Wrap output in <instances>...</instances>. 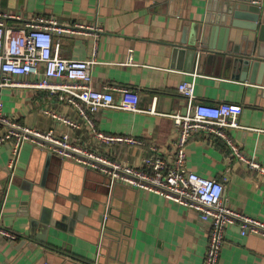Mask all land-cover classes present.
Returning a JSON list of instances; mask_svg holds the SVG:
<instances>
[{"label": "crops", "instance_id": "crops-1", "mask_svg": "<svg viewBox=\"0 0 264 264\" xmlns=\"http://www.w3.org/2000/svg\"><path fill=\"white\" fill-rule=\"evenodd\" d=\"M221 1L0 0L2 11L53 17L61 26L84 25L83 32H52L59 55L94 58L92 85L131 88L139 108H100L91 115V126L71 103L45 90L3 87V112L26 126L66 133L71 142L130 165L140 166L149 146L172 163L178 132L168 114L185 110L177 86L196 72L197 102L242 106V127L228 134L246 157L264 166V69L251 81L249 74L242 78L241 71L224 63L196 61L186 69L185 57L179 64L172 60L183 28L188 38L193 22L209 18L214 23ZM259 8L264 22V0ZM7 22L20 25L22 19ZM255 35L230 27L226 36L216 32L214 43L241 51ZM112 94L120 103L121 92ZM94 128L143 144L101 142ZM5 129L0 125V134ZM185 150L190 170L223 183L226 205L264 221V176L238 160L227 141L199 132ZM12 158L13 181L7 174ZM0 213L2 227L17 234L15 239L0 235V264H202L207 247L209 225L196 210L58 158L29 141L15 155L9 142L0 145ZM215 264H264V237L229 226Z\"/></svg>", "mask_w": 264, "mask_h": 264}, {"label": "built area", "instance_id": "built-area-1", "mask_svg": "<svg viewBox=\"0 0 264 264\" xmlns=\"http://www.w3.org/2000/svg\"><path fill=\"white\" fill-rule=\"evenodd\" d=\"M262 1L251 0V3L259 6ZM9 19H22V22L20 25L9 24ZM78 30L83 32L85 26H61L53 17H23L16 12L0 10V91L3 87L45 90L71 103L91 126L94 125L91 115L100 108L138 111L137 92L131 88L111 84L99 87L92 85L91 66L95 62L94 58L71 59L59 55L58 44L53 45L52 32ZM129 61L132 59L129 58ZM197 74L192 72L190 80L181 81L177 86L178 92L185 99V110L168 114L178 132L172 163L165 160L155 146H149L140 166L116 160L71 142L66 133L58 136L52 130H40L18 122L3 112L1 99L0 125L6 129L0 134V145L9 142L15 155L29 141L110 179L158 193L167 200L196 210L199 219L209 225L202 264H215L229 226L236 225L241 234L254 233L264 237V221L226 205L224 185L219 179L204 177L190 170L186 164V143L196 133L210 134L227 141L232 154L261 176H264V166L246 157L228 134V129L242 127L238 121L242 106L224 101L217 104L197 102ZM113 90L121 92L120 103H115ZM45 113L65 123L75 124L52 110H45ZM93 130L97 140L108 144H143L142 140L133 136L109 134L95 128ZM13 167L12 158L8 174H13ZM1 216L0 213V235L8 239L17 238L16 233L2 227Z\"/></svg>", "mask_w": 264, "mask_h": 264}, {"label": "water", "instance_id": "water-1", "mask_svg": "<svg viewBox=\"0 0 264 264\" xmlns=\"http://www.w3.org/2000/svg\"><path fill=\"white\" fill-rule=\"evenodd\" d=\"M219 4L220 13L214 19V23L211 24L212 20L209 18H205L204 23L193 22L188 38L187 35L185 38L187 26L183 28L182 38L173 46L172 60L179 64L185 57L186 69H191L196 61L206 65L224 63L226 67L231 66L241 71L242 78L243 75L246 77L249 74V79L254 81L257 70L264 69V22L261 10L258 5L251 4V0H223ZM230 27L245 28L256 33L255 37L249 40L245 50L239 51L237 47L230 48L224 43H214L216 32L226 36ZM258 42L261 44L255 49ZM13 179L14 173L9 176V180ZM35 223L36 221L32 219L31 224ZM39 238L44 239L42 236Z\"/></svg>", "mask_w": 264, "mask_h": 264}]
</instances>
